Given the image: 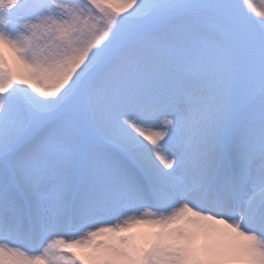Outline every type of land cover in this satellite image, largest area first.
Masks as SVG:
<instances>
[{
	"label": "snow or ice",
	"instance_id": "obj_1",
	"mask_svg": "<svg viewBox=\"0 0 264 264\" xmlns=\"http://www.w3.org/2000/svg\"><path fill=\"white\" fill-rule=\"evenodd\" d=\"M0 264H264V0H0Z\"/></svg>",
	"mask_w": 264,
	"mask_h": 264
}]
</instances>
